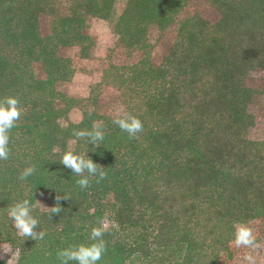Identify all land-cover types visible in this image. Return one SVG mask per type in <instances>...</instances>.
Instances as JSON below:
<instances>
[{"label":"trees","instance_id":"obj_1","mask_svg":"<svg viewBox=\"0 0 264 264\" xmlns=\"http://www.w3.org/2000/svg\"><path fill=\"white\" fill-rule=\"evenodd\" d=\"M200 1L211 17L187 12L192 0H0V98L24 109L0 161V244L12 264H60L57 251L91 243L101 220L98 264H229L234 225L264 233V143L250 136L264 92L252 77L264 72V0ZM114 14L115 48L135 58L104 65L86 98L68 94L76 61L95 48L89 20ZM108 90L118 110L103 102ZM117 113L143 131L131 138L113 124ZM93 122L103 123L101 146L72 143ZM68 149L88 151L107 178L81 189L59 163ZM30 165L34 175L20 180ZM57 193L71 197L60 214L32 213L44 239L17 235L8 208L23 199L53 207Z\"/></svg>","mask_w":264,"mask_h":264},{"label":"clouds","instance_id":"obj_2","mask_svg":"<svg viewBox=\"0 0 264 264\" xmlns=\"http://www.w3.org/2000/svg\"><path fill=\"white\" fill-rule=\"evenodd\" d=\"M23 114L24 109L20 106L17 97L6 96L0 98V161H6L9 158L10 131L17 126V122ZM113 124L119 127L121 131L126 132L131 138H135L138 133L143 131V122L130 114L121 116L117 113L116 118L113 119ZM72 135L75 138L72 143L77 140H86L88 144L93 146V149H96L101 146V142L105 137L103 123L93 122L91 130H74ZM53 151L60 153L59 148H54ZM87 152L77 153L73 149H68L63 151L59 161L65 168L70 169L74 175L79 177L76 183L81 189H87L90 186L91 177H95L97 183L107 178L106 168L95 163L86 154ZM35 172V165H30L21 172L18 178L22 181L27 180ZM55 199L56 204L53 207H46L39 200H35V203H33L29 199H23L11 205L7 210V215L12 225H14L17 235L25 238V240H43L46 232L37 230L40 222L32 213L34 208L42 205L51 219L52 214H60L63 211L60 201L62 199L71 200V197L66 193H63V196L57 193ZM99 223L100 227L91 229L89 237L91 243L73 245L57 251V259L60 264H70V262H74V264H98L107 251L103 237L108 230V224L104 220L99 221ZM234 228L232 244L237 249L248 250L242 258L244 264H256V256L253 253H257L262 245L258 242L255 230L246 223H238L234 225ZM2 249L4 253H11L7 264H12V250L7 247H2Z\"/></svg>","mask_w":264,"mask_h":264},{"label":"rangeland","instance_id":"obj_3","mask_svg":"<svg viewBox=\"0 0 264 264\" xmlns=\"http://www.w3.org/2000/svg\"><path fill=\"white\" fill-rule=\"evenodd\" d=\"M187 12H199L205 17L209 18L210 13L207 9H204V4L200 0H192V2L186 8ZM116 14H114L110 20L91 19L87 24L88 33L95 40V48L89 59L77 60L76 68L77 72L74 75L71 82L62 85V89L70 95L78 98H86L89 93V87L98 82L101 75V69L109 61H124L135 58V54L125 48H115L116 37L112 30ZM171 31V30H170ZM170 33H164L162 38L169 39ZM114 49L113 52H109ZM257 81L264 80V72H257L252 75ZM105 105L114 109L117 107L116 95L108 90L104 93ZM258 104L260 109L255 108L256 125L250 130V136L258 141L264 143V92L260 95ZM118 110V108H116ZM81 116V109L76 108L71 111L69 120L72 122L78 121ZM260 230H256L258 232ZM257 234V233H256ZM258 242L262 245L261 249L257 253H253L256 256V264H264V233L262 231L257 234ZM2 247L10 248L7 244H0V259H10L11 253H4ZM248 250L237 249L230 260L229 264H244L243 255ZM14 258V255H13ZM13 262V259H12Z\"/></svg>","mask_w":264,"mask_h":264}]
</instances>
